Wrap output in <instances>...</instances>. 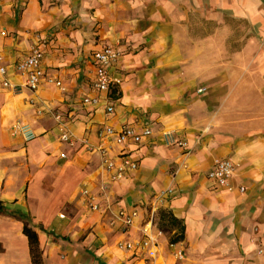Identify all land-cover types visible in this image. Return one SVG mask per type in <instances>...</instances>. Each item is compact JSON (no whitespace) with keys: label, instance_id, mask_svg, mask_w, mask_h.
<instances>
[{"label":"crops","instance_id":"obj_1","mask_svg":"<svg viewBox=\"0 0 264 264\" xmlns=\"http://www.w3.org/2000/svg\"><path fill=\"white\" fill-rule=\"evenodd\" d=\"M36 34L44 51L40 88L0 91V201L31 217L44 263L264 264V0H0V57L13 85L25 77L12 64ZM104 45L123 51L111 68L121 94L110 99L112 114L82 103L107 96L91 81V55ZM56 113L77 136L75 146L60 141ZM18 122L37 136L26 141L15 133ZM124 124L138 131L149 125L153 135L113 146L112 156L130 151L139 168L111 181L100 154L82 140L98 145L100 130ZM165 132L188 148L165 144ZM216 159L235 163L229 187L210 186ZM83 188L104 211L86 208ZM159 208L184 221L179 245L161 233L148 262L117 246L141 240ZM119 210H137L132 227L115 219ZM175 248L184 251L179 263ZM0 264H32L23 222L3 213Z\"/></svg>","mask_w":264,"mask_h":264},{"label":"built area","instance_id":"obj_2","mask_svg":"<svg viewBox=\"0 0 264 264\" xmlns=\"http://www.w3.org/2000/svg\"><path fill=\"white\" fill-rule=\"evenodd\" d=\"M3 36L7 35V32L3 30ZM41 35L36 34V41L29 48V50L21 56L15 63L12 64V69L19 75L25 77V81L21 85H13L8 78L9 67L2 64V58L0 57V91L5 89H12L15 92H19L22 87L37 92L40 88L45 71L43 68L44 51L41 47ZM123 56V51L117 47L111 45H104L100 49L95 50L91 55L92 63L95 66V71L92 77V86L99 94L106 93V98H101L100 95L86 96L83 98L82 103L102 105L107 114H112L115 111V105L110 102L109 90L113 83H118L112 73L111 68L116 64ZM50 82H55L60 88H64L60 80L50 79ZM205 88L198 89V92H202ZM55 120L61 128L60 141L67 143L71 146H75L78 142L77 136L71 132L67 127V120L59 113L54 115ZM15 133L20 134L26 141L34 139L37 134L31 130L28 124L16 123L13 126ZM153 135L152 127L147 125L141 131H138L131 125L124 124L119 128L113 126H107L100 130L99 138L100 143L98 145H92L86 139L82 140V147L90 152H98L101 156L102 167L105 172L109 174L111 181H120L128 174L135 172L139 168L138 159L129 151H122L115 156L110 154L114 145L126 146L127 144L140 145L144 140L151 138ZM162 139L167 145H177L182 148H188V142L178 138L173 132H165L162 134ZM62 158H66V153H61ZM236 166L231 159H216L213 168L208 172L207 178L210 182V186L213 189L229 187L233 176L235 175ZM244 191V188H241ZM173 193V190L166 189L160 192L155 200V204H162L165 199ZM81 194L84 197V205L91 211H104V206L98 198V195L92 192L88 188H83ZM154 204V206H155ZM154 210V209H153ZM64 217L63 214L60 215ZM138 217L137 210H119L115 219L125 228L132 227ZM154 214H152L150 220L145 224L143 232L144 237L136 242L131 241H119L117 246L119 248H125L127 250L135 251L144 256L146 262L153 260L159 253V236L160 230L154 231ZM180 243V242H179ZM179 243L170 244L172 248ZM173 257L176 262H180L184 258V251L178 248L174 249Z\"/></svg>","mask_w":264,"mask_h":264},{"label":"trees","instance_id":"obj_3","mask_svg":"<svg viewBox=\"0 0 264 264\" xmlns=\"http://www.w3.org/2000/svg\"><path fill=\"white\" fill-rule=\"evenodd\" d=\"M120 91L114 84L109 90V97L116 99L120 97ZM0 213L12 216L23 222V233L28 239L29 252L32 264H45L43 250L40 244L39 234L29 215L7 209L0 201ZM154 226L161 232H168L170 244L182 242L185 239L186 226L182 219L177 218L167 208H159L154 214Z\"/></svg>","mask_w":264,"mask_h":264},{"label":"rangeland","instance_id":"obj_4","mask_svg":"<svg viewBox=\"0 0 264 264\" xmlns=\"http://www.w3.org/2000/svg\"><path fill=\"white\" fill-rule=\"evenodd\" d=\"M203 92V91H202ZM168 237H169V235H170V233H168V232H164ZM162 259L160 258L159 260H158V262H157V264H162ZM54 264H57V263H54ZM124 264V263H123ZM131 264H143L142 262H137V261H134V262H132Z\"/></svg>","mask_w":264,"mask_h":264}]
</instances>
